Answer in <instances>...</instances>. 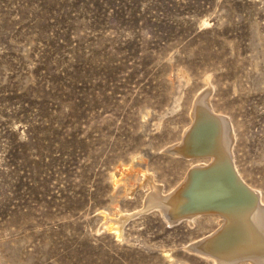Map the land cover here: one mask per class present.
<instances>
[{
    "label": "rangeland",
    "instance_id": "1",
    "mask_svg": "<svg viewBox=\"0 0 264 264\" xmlns=\"http://www.w3.org/2000/svg\"><path fill=\"white\" fill-rule=\"evenodd\" d=\"M200 98L264 201V0H0V264H215L163 203Z\"/></svg>",
    "mask_w": 264,
    "mask_h": 264
},
{
    "label": "bare ground",
    "instance_id": "2",
    "mask_svg": "<svg viewBox=\"0 0 264 264\" xmlns=\"http://www.w3.org/2000/svg\"><path fill=\"white\" fill-rule=\"evenodd\" d=\"M194 115L195 120L192 125L183 132L180 141L169 147L168 150L172 154L178 153L181 158L189 157L197 162L191 164L182 181L169 192L166 198L164 197L163 203L167 208L166 212L176 211L183 203L187 202V205L180 210L187 213L175 219L187 218L191 221L199 216L218 219L221 231L217 235H211L212 237L204 244L198 243L192 246L194 252L215 258V264H238L242 255L245 256L243 258L245 262L264 264V201L260 198L259 192L240 176L239 182L246 187L247 191L239 183L232 182L228 173L225 172L226 169L208 173L198 181L191 176L193 170H204L226 162L235 169L232 163L233 159H231L235 137L231 122L222 116L213 115L206 109L201 98L196 101ZM174 148L178 150H173ZM143 173L145 175L146 172ZM148 177L145 181L154 189L153 194H156L157 189L154 188ZM190 184L192 185L185 193V198L182 197L181 193ZM254 201L256 202L254 203ZM161 206V203L150 196L145 199V210L153 207L161 208ZM207 208H216L221 212L203 211ZM137 213L112 218L102 211L100 214L103 219L99 230L114 233L120 238L123 223L127 218L136 216ZM176 214L174 212L173 215ZM167 218L172 220L170 217Z\"/></svg>",
    "mask_w": 264,
    "mask_h": 264
},
{
    "label": "water",
    "instance_id": "3",
    "mask_svg": "<svg viewBox=\"0 0 264 264\" xmlns=\"http://www.w3.org/2000/svg\"><path fill=\"white\" fill-rule=\"evenodd\" d=\"M198 125V124H197ZM197 125L195 126V128L197 127ZM195 128L193 129V131L195 130ZM192 131V132H193ZM223 161H225L224 159H223ZM228 167V168H227ZM219 169H226L225 170V172H227L228 173V176H229V178L231 179V181L232 182H237V183H239L240 185H241V187L242 188H244L245 190H246V187L243 185V184H241L240 182H239V176H238V173L235 171V169H233V167L230 165V164H228V162H226V163H224V164H221V165H219V166H215V167H210V168H208V169H197V170H193L192 171V173H191V176L192 177H194V179L195 180H200L202 177H204L206 174H208V173H216V170H219ZM228 170V171H227ZM195 174H197V176H194ZM201 175V176H200ZM191 185L192 184H190L189 186H188V188L183 192V193H181V196L182 197H184L185 198V193L188 191V189L191 187ZM247 191V190H246ZM227 199V198H226ZM228 200V199H227ZM256 201H254V203H255ZM187 205V202H185V203H183L180 207H179V209L178 210H176V211H174V210H172L171 212H169L168 214H166L167 215V217H170L171 219H175L176 217H179V216H181V215H183V214H186L187 212L186 211H180V210H182L185 206ZM203 211H212V212H217V213H219V212H221L219 209H216V208H207V209H205V210H203ZM174 212H176L177 214L176 215H173L174 214Z\"/></svg>",
    "mask_w": 264,
    "mask_h": 264
}]
</instances>
